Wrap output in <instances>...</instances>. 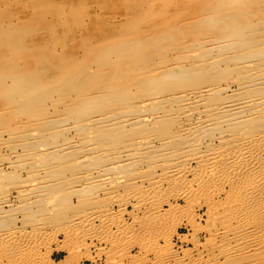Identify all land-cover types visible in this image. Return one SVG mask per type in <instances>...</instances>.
Instances as JSON below:
<instances>
[{"label":"bare ground","instance_id":"obj_1","mask_svg":"<svg viewBox=\"0 0 264 264\" xmlns=\"http://www.w3.org/2000/svg\"><path fill=\"white\" fill-rule=\"evenodd\" d=\"M24 1L0 0V142L20 207L60 213L74 192L138 187L132 206L159 215L144 178L155 189L181 181L191 158L201 178L240 179L244 197L263 196L264 0H125L123 23L98 17L89 0ZM144 167L162 172L140 176ZM8 194L0 223L14 206ZM94 204L68 221L109 226L110 209ZM241 228L221 236L226 252L231 235L261 241L253 223ZM10 230L0 241L14 240Z\"/></svg>","mask_w":264,"mask_h":264},{"label":"rangeland","instance_id":"obj_2","mask_svg":"<svg viewBox=\"0 0 264 264\" xmlns=\"http://www.w3.org/2000/svg\"><path fill=\"white\" fill-rule=\"evenodd\" d=\"M11 1L15 3V7H21L26 3L24 0ZM59 1L68 3V1L72 0ZM99 1L89 0V4L92 6L90 7V11L98 13V17L101 15V18L103 17L104 19L106 17L107 19L111 18L116 23H123V20L125 21L127 16L125 0H106L104 6ZM1 104L0 102V110L3 111L6 107ZM1 127L0 123V129ZM3 138L10 139L7 134ZM212 143H218L216 146L220 145L218 140L212 141ZM6 149L8 150L7 146L1 141L0 181H2L0 182V189L3 190L0 193L8 191L9 197L13 199L11 200L14 202V206L9 210L10 212L8 211L11 215L4 218L0 223V231L12 229L16 233L10 230L12 233H15L14 235L12 234V236H15L13 237L14 240L10 242L0 241V264H161L164 263V259L167 261L164 264H264V245H261L264 244V212L262 211L264 194L263 196L257 194L254 198L252 195H249L247 199V196L244 197L245 194L242 191L245 185H236L239 181H242L240 179L233 182V184L222 183V185L220 183L221 180L216 179V177V180L214 178H209V180L201 178V174L199 175L200 168L196 163L197 160L195 161L193 158H191L188 164V166L191 165L188 170L192 166L195 169L192 167L191 173L185 169L186 175L185 173L184 175L186 177H182L181 181L172 182L165 180L162 188L155 189L150 187L149 180L147 181L146 177H142L146 179L144 180V188L151 189V193L148 195L151 197V204L150 202L149 204L161 206L159 215L153 216L144 210H137L132 206L136 201V197H143L142 194H144L143 191L139 194L140 188L138 187L133 190L122 187L118 192L116 191L113 194H109L113 190L104 191L100 187L92 195L91 193L88 194L87 197H84L85 191V194L82 191L74 192L70 195V198L65 200L67 204L63 201L64 203L60 206V213H58L59 211L48 213L43 210L39 212L40 210L37 209L34 214L33 212H29L27 208L20 207V202L18 203L19 199L16 197L18 182L16 183V181L10 179L7 175H10L9 172H14L15 170L13 171L12 168H8L5 157H8L9 151ZM156 172L159 175L158 173L162 171L156 170ZM25 174H22L23 179L26 177ZM138 174L140 176L151 177V179L156 176L155 170L149 171L147 167L138 171ZM184 178H187L190 183L185 181V184L183 180L186 179ZM197 178H201V180ZM191 182L193 186H191ZM60 195H62V192ZM232 195L239 197H233ZM97 197L98 200L95 199ZM235 201L236 203L233 204L232 202ZM93 203H96L94 204L96 207H108L110 209L112 216H110V220L113 222L109 221V226H105L98 219L94 222V225L77 228L68 221L67 217H70L73 212H79L87 205L88 207H93ZM251 203L253 205L252 208L250 207ZM37 222H40L39 224L41 225L39 226ZM249 222L255 225L257 232H263L261 241L259 242V235L256 232L252 236L239 234V237L238 235H231L228 237L231 240L232 249L226 252L224 245H227L228 240L226 237L221 238L224 232L230 229H242L241 226L244 227ZM254 222L256 223L254 224ZM214 235L218 236V238L214 237ZM245 239L246 241H244ZM237 241L238 243L241 241L242 244L239 243V245ZM253 243L256 245L258 243L261 244H258V247L256 246L257 248H255L250 246ZM218 247L221 248L219 249ZM243 247H246V249ZM253 248L254 250L257 249L255 250L257 252Z\"/></svg>","mask_w":264,"mask_h":264}]
</instances>
